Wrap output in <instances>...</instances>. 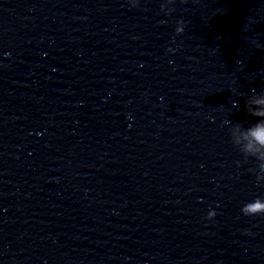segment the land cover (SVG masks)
Listing matches in <instances>:
<instances>
[{
	"label": "clouds",
	"instance_id": "1",
	"mask_svg": "<svg viewBox=\"0 0 264 264\" xmlns=\"http://www.w3.org/2000/svg\"><path fill=\"white\" fill-rule=\"evenodd\" d=\"M253 115H257V113H253ZM248 132L259 145L264 146V122H254L249 126ZM245 207L248 214L255 215L257 212L264 211V202H261L259 199H257L253 202H250Z\"/></svg>",
	"mask_w": 264,
	"mask_h": 264
}]
</instances>
